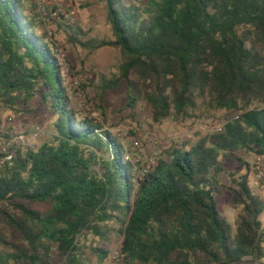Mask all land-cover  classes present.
Here are the masks:
<instances>
[{
    "label": "trees",
    "instance_id": "1",
    "mask_svg": "<svg viewBox=\"0 0 264 264\" xmlns=\"http://www.w3.org/2000/svg\"><path fill=\"white\" fill-rule=\"evenodd\" d=\"M103 1L114 39L93 45L122 54L104 91L148 85L156 124L199 107L238 118L171 143L152 167L134 162L120 136L72 105L71 90L85 85L66 81L54 42L35 32L43 23L22 0H0V107L28 113L41 95L58 114L36 149L3 134L0 216L9 230L0 227V264H102L116 239L120 264H264V197L250 167L236 175L221 160L264 158V0ZM221 189L237 210L233 224L219 210Z\"/></svg>",
    "mask_w": 264,
    "mask_h": 264
},
{
    "label": "rangeland",
    "instance_id": "2",
    "mask_svg": "<svg viewBox=\"0 0 264 264\" xmlns=\"http://www.w3.org/2000/svg\"><path fill=\"white\" fill-rule=\"evenodd\" d=\"M72 1L78 11L77 21L71 25L75 27L74 29L56 20L46 21L45 25L39 24L35 32L44 36L48 29L53 30L52 43L54 42V47L58 49L59 56L63 59L66 81L74 87L80 83L85 85L83 87L85 93L81 92L77 95L73 94L71 88L72 105L80 116L92 113L111 132L120 136L132 161L135 162L140 158L141 163L152 167L160 153L171 143H193L208 133L221 129L228 114L236 115L235 111L225 110L203 113L199 107L195 111H189L192 118L171 116L161 124H156L152 118L151 106L146 100L151 90L148 85L133 81L130 87L122 81L119 87L104 91L106 84L118 76L119 66L122 63L120 50L110 47L97 48L93 45L103 39H114L107 5L103 0ZM124 1L133 3L147 0ZM23 10L31 18L26 3ZM131 95L137 100L129 106ZM27 108L30 112L17 114L0 107V145L3 148L17 143L22 147L36 149L49 139L54 123L58 120V114L50 109L41 95L33 97ZM5 133L11 135L8 145L3 136ZM238 158L243 159V162ZM221 160L226 171L236 175L246 173L250 167L251 183L264 197V177L259 173L261 170L264 171V158L254 154L231 152V156L228 157L222 154ZM219 180L221 184H231L229 175L222 174ZM216 196L222 216L233 224L237 210L231 205L230 192L221 189ZM0 227L9 230L1 216ZM119 244L120 241L116 239L110 257L102 264H120L119 259L114 257Z\"/></svg>",
    "mask_w": 264,
    "mask_h": 264
},
{
    "label": "built area",
    "instance_id": "3",
    "mask_svg": "<svg viewBox=\"0 0 264 264\" xmlns=\"http://www.w3.org/2000/svg\"><path fill=\"white\" fill-rule=\"evenodd\" d=\"M27 5V10L31 17H37L43 25L46 21H61L68 25H74L77 21L78 11L72 0H22ZM53 30L48 29L45 42L52 43ZM64 58V55L62 56ZM63 60V59H61ZM238 118V115L235 116ZM9 159L11 156L8 157ZM261 176L263 173L261 171ZM114 257H118V252L114 253Z\"/></svg>",
    "mask_w": 264,
    "mask_h": 264
}]
</instances>
